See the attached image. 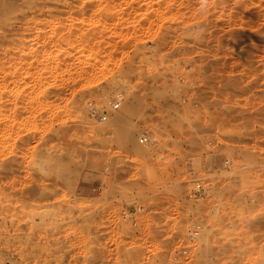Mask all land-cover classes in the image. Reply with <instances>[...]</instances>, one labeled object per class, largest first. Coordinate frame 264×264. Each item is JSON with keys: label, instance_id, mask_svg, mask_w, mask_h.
<instances>
[{"label": "rangeland", "instance_id": "obj_1", "mask_svg": "<svg viewBox=\"0 0 264 264\" xmlns=\"http://www.w3.org/2000/svg\"><path fill=\"white\" fill-rule=\"evenodd\" d=\"M0 264H264V0H0Z\"/></svg>", "mask_w": 264, "mask_h": 264}, {"label": "built area", "instance_id": "obj_2", "mask_svg": "<svg viewBox=\"0 0 264 264\" xmlns=\"http://www.w3.org/2000/svg\"><path fill=\"white\" fill-rule=\"evenodd\" d=\"M119 106H120L119 103L114 101L108 105V108L110 109V111H115L119 108ZM89 114H90L91 118H93V120L97 121L98 123L105 122L107 119V113H105L104 115H97V112L93 109H91L89 111ZM139 143H146V138L140 137ZM204 193H205V189L203 187H201L200 184H196L195 187L189 192L188 197L192 198V197H196V196H201ZM199 230H200L199 225L195 224V225L191 226V229H189V231H188L187 239L190 242L196 241L198 238Z\"/></svg>", "mask_w": 264, "mask_h": 264}, {"label": "bare ground", "instance_id": "obj_3", "mask_svg": "<svg viewBox=\"0 0 264 264\" xmlns=\"http://www.w3.org/2000/svg\"><path fill=\"white\" fill-rule=\"evenodd\" d=\"M164 2V1H163ZM147 5V4H146ZM129 9V8H128ZM133 9V8H132ZM122 14V13H121ZM109 15V14H108ZM108 17V16H107ZM112 17V15L110 14V17L109 18H111ZM114 17H115V15H114ZM120 25V24H119ZM116 119H114L115 121H114V123H115V125L116 126H119V124H121V122H122V119H119L118 117H115ZM124 119V118H123ZM126 119V118H125ZM111 122V121H110ZM112 123V122H111ZM114 125V124H113ZM115 128V127H114ZM8 165V164H7ZM6 167H8V166H6ZM5 167V168H6ZM6 169H8V168H6ZM3 171H5V170H3ZM2 175V174H1Z\"/></svg>", "mask_w": 264, "mask_h": 264}]
</instances>
